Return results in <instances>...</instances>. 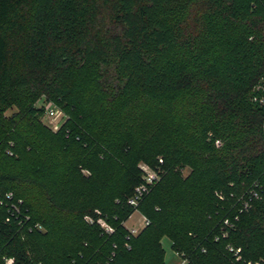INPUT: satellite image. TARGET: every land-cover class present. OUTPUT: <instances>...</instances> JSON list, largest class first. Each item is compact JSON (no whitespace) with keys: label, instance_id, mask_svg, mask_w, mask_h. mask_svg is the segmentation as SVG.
Masks as SVG:
<instances>
[{"label":"trees","instance_id":"obj_1","mask_svg":"<svg viewBox=\"0 0 264 264\" xmlns=\"http://www.w3.org/2000/svg\"><path fill=\"white\" fill-rule=\"evenodd\" d=\"M163 237L264 264V0H0V264H167Z\"/></svg>","mask_w":264,"mask_h":264},{"label":"built area","instance_id":"obj_2","mask_svg":"<svg viewBox=\"0 0 264 264\" xmlns=\"http://www.w3.org/2000/svg\"><path fill=\"white\" fill-rule=\"evenodd\" d=\"M43 110H44L45 117L50 119L49 122L51 123V125H49V126L51 127V129L57 130L60 126L58 125L59 120L58 121H56V120L59 117L61 119L64 118L65 117L64 113L59 108L53 107L49 102H47L46 104H43ZM219 144H220L219 141H216V145L218 146ZM140 167L143 170L144 183L140 187L136 188L133 197L129 199V203L132 205H136V203L142 197L143 193L146 191L147 185L153 183V181L158 179V174L154 170L150 169L147 165L141 164ZM7 197H10V194H7ZM247 205H248V203H247V201H245L243 203V208L245 209L247 207ZM11 208L13 209L14 212L19 211L18 206L15 203L11 204ZM234 219L237 220L238 217L235 216ZM7 220H8V218H7ZM147 224H148V220L145 217H143V227ZM223 224L225 226H228V227H230L232 225L230 223L229 219H225L223 221ZM104 227L107 231H111L110 227H108V226H104ZM137 232L138 231H136L135 228L129 229L130 234H136ZM224 235H226V234H223V236ZM227 249L230 252H233V254L236 256V259H239V255L237 254L239 252L238 249L235 250L231 245H227ZM202 251L205 252V249L202 248ZM175 254L179 258L178 264H189L188 259L186 258V256L183 253L175 252ZM5 262H6V264H9L11 262V259L7 258V259H5Z\"/></svg>","mask_w":264,"mask_h":264},{"label":"rangeland","instance_id":"obj_3","mask_svg":"<svg viewBox=\"0 0 264 264\" xmlns=\"http://www.w3.org/2000/svg\"><path fill=\"white\" fill-rule=\"evenodd\" d=\"M49 102V101H48ZM46 101H43V99L39 100L36 103V106H41L42 104H46ZM53 107L58 108V105L56 103H54L53 101L49 102ZM16 110V108H12L10 110H7L4 113V116H9L11 115L14 111ZM42 123H46L48 125H51V123L49 122L50 119H48L47 117H45V115H43V117L41 118ZM59 120L58 125L61 126L62 123H64V121L66 120V116L64 118H57L56 121ZM189 172L188 168H185L182 171V174L185 176L187 175ZM106 226V225H103ZM124 226L129 230L131 228H135L136 231H139L142 227H143V219L140 215V213L138 211H134L129 218L124 222ZM109 227V226H108ZM161 244L162 247L164 249V260L167 264H178L179 263V258L178 256L175 254V252L171 249V242L167 237H163L161 240Z\"/></svg>","mask_w":264,"mask_h":264},{"label":"crops","instance_id":"obj_4","mask_svg":"<svg viewBox=\"0 0 264 264\" xmlns=\"http://www.w3.org/2000/svg\"><path fill=\"white\" fill-rule=\"evenodd\" d=\"M141 215V214H140ZM142 219H143V216L141 215Z\"/></svg>","mask_w":264,"mask_h":264}]
</instances>
